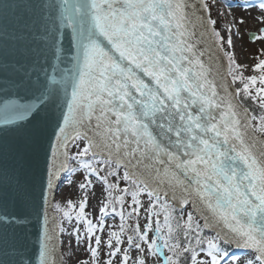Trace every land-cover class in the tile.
I'll list each match as a JSON object with an SVG mask.
<instances>
[{"label":"snow or ice","instance_id":"6c2138e0","mask_svg":"<svg viewBox=\"0 0 264 264\" xmlns=\"http://www.w3.org/2000/svg\"><path fill=\"white\" fill-rule=\"evenodd\" d=\"M0 73V264H264V0H0Z\"/></svg>","mask_w":264,"mask_h":264},{"label":"water","instance_id":"95a60500","mask_svg":"<svg viewBox=\"0 0 264 264\" xmlns=\"http://www.w3.org/2000/svg\"><path fill=\"white\" fill-rule=\"evenodd\" d=\"M65 46L68 45L67 38L64 41ZM203 47V45H200ZM215 52V50L213 49ZM222 62V54H219ZM17 59H21L17 57ZM207 61V56L204 58ZM220 60V59H219ZM15 61H10L14 63ZM23 62V61H22ZM8 74L12 75V69L9 68ZM42 75V74H41ZM3 80V75L0 73V81ZM5 100L14 101L16 104H26L32 100V96L23 89H12L11 95L6 94L3 89H0V105L3 104ZM0 117H2V110H0ZM21 126L18 128L15 125H5L0 119V137L7 140V143L12 146L23 147L24 150V168L28 174L29 178H39L45 169V156L44 149L48 146V140L46 137L40 136L35 142L29 143L27 147H24V140L27 136L35 134L37 135V129L41 127V123L37 120H33L31 123L27 121L17 122ZM44 138V139H43ZM38 230L37 225H30L27 229L29 233V240L31 243H35L36 237L34 233Z\"/></svg>","mask_w":264,"mask_h":264},{"label":"rangeland","instance_id":"374dc122","mask_svg":"<svg viewBox=\"0 0 264 264\" xmlns=\"http://www.w3.org/2000/svg\"><path fill=\"white\" fill-rule=\"evenodd\" d=\"M221 3H222V0H221ZM216 11H217V9L213 8V10H212L213 18H216ZM259 47H260L259 44L249 42L247 39V36H245L244 39H239V38L235 39V48L233 49V51L235 52L237 62L247 66L246 69L244 70L245 76L259 75V73L253 72V70H252L253 65L256 63V60H254L252 57L256 53V50ZM223 64L226 66V61H224ZM234 87H241V85L239 83H237ZM245 105H247L250 109H252L257 115L260 113V109L251 100L245 101ZM56 191H57V196H56L57 200H61L63 198H71L73 200L76 199L74 188H69L64 184H60V186L56 189ZM95 204H96V200L95 199L91 200L89 208L86 210L90 211V212L94 211L92 206ZM177 210L179 211V209H177ZM177 214H179V213L177 212ZM143 222L144 221L141 220V223H143ZM107 223L108 224H113V223L118 224L119 219L118 218H116L115 220L108 219ZM230 251L235 252L237 255H247L248 254V250H245V249L232 248V249H230ZM66 258L67 257L65 256V259Z\"/></svg>","mask_w":264,"mask_h":264},{"label":"bare ground","instance_id":"6f19581e","mask_svg":"<svg viewBox=\"0 0 264 264\" xmlns=\"http://www.w3.org/2000/svg\"><path fill=\"white\" fill-rule=\"evenodd\" d=\"M219 55V54H218ZM218 63H220V64H223V62H222V60L220 59V60H218ZM34 137H35V134H32ZM40 137H38L37 139H39ZM36 139V140H37ZM44 139V138H43ZM260 139H264L263 137H261Z\"/></svg>","mask_w":264,"mask_h":264},{"label":"trees","instance_id":"16d2710c","mask_svg":"<svg viewBox=\"0 0 264 264\" xmlns=\"http://www.w3.org/2000/svg\"><path fill=\"white\" fill-rule=\"evenodd\" d=\"M245 106H247V105H245ZM248 107V106H247ZM250 110H252V109H250ZM253 111V110H252ZM177 212L179 213V211L177 210Z\"/></svg>","mask_w":264,"mask_h":264}]
</instances>
